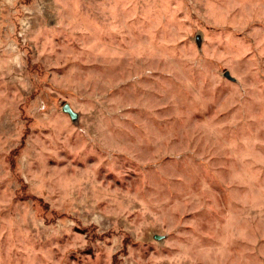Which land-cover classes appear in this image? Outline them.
<instances>
[{
    "label": "rangeland",
    "instance_id": "rangeland-1",
    "mask_svg": "<svg viewBox=\"0 0 264 264\" xmlns=\"http://www.w3.org/2000/svg\"><path fill=\"white\" fill-rule=\"evenodd\" d=\"M0 264H264V0H0Z\"/></svg>",
    "mask_w": 264,
    "mask_h": 264
},
{
    "label": "water",
    "instance_id": "water-1",
    "mask_svg": "<svg viewBox=\"0 0 264 264\" xmlns=\"http://www.w3.org/2000/svg\"><path fill=\"white\" fill-rule=\"evenodd\" d=\"M226 77L228 79H232L233 80V78L230 76V74L228 72L226 73ZM64 112L67 113L72 118V120L75 121L77 119V114L71 109V107L69 105H66L64 107ZM156 240H162V237L161 236H157Z\"/></svg>",
    "mask_w": 264,
    "mask_h": 264
}]
</instances>
